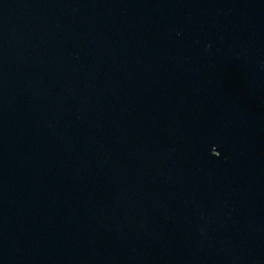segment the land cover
<instances>
[{
	"label": "water",
	"instance_id": "obj_1",
	"mask_svg": "<svg viewBox=\"0 0 264 264\" xmlns=\"http://www.w3.org/2000/svg\"><path fill=\"white\" fill-rule=\"evenodd\" d=\"M0 264H264V0H0Z\"/></svg>",
	"mask_w": 264,
	"mask_h": 264
},
{
	"label": "snow or ice",
	"instance_id": "obj_2",
	"mask_svg": "<svg viewBox=\"0 0 264 264\" xmlns=\"http://www.w3.org/2000/svg\"><path fill=\"white\" fill-rule=\"evenodd\" d=\"M218 155H219V153H218Z\"/></svg>",
	"mask_w": 264,
	"mask_h": 264
}]
</instances>
